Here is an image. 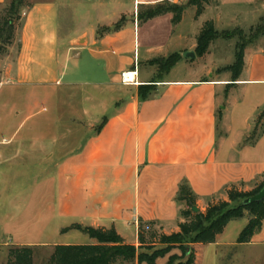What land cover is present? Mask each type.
Wrapping results in <instances>:
<instances>
[{
  "label": "crops",
  "instance_id": "crops-1",
  "mask_svg": "<svg viewBox=\"0 0 264 264\" xmlns=\"http://www.w3.org/2000/svg\"><path fill=\"white\" fill-rule=\"evenodd\" d=\"M157 1L133 0L131 10L112 2L108 13L99 11L98 0L88 1L92 12L66 0L27 1L13 67L0 73L1 249L51 243L43 233L17 236L13 231L24 222L46 228L59 221L54 233L73 223L114 227L124 239L132 227L129 243L135 245L139 219L154 220L166 232L159 222L164 219L156 218L140 193L142 169L145 187L152 173H158L160 182L173 178L176 192L186 179L201 210L208 200H226L230 187L248 191L264 176V125L254 142L245 141L264 108V50L259 43L244 49V65L235 81L227 80L224 71L211 76L208 69L188 67L189 77L170 78L175 65L155 83L153 97L139 99L138 85L151 80L139 63L196 47L193 40L187 48L168 50L185 9L176 25L171 13L138 21L136 8ZM211 1L215 9L207 5L198 17L206 9L215 11L219 31L243 30L216 27L223 20V6L243 5L253 20L248 29L264 16V0ZM77 13L92 15L93 22L77 25ZM119 18L122 26L114 30ZM202 74L206 77L200 78ZM244 104L249 110L238 121L235 110ZM180 221L179 215L169 232L177 231ZM226 226L210 244L253 251L250 263L235 255L231 264H261L264 219L246 243L221 242ZM71 230L76 229L66 232ZM93 242L89 237L84 243ZM210 244L195 245L194 264H200V248Z\"/></svg>",
  "mask_w": 264,
  "mask_h": 264
},
{
  "label": "trees",
  "instance_id": "trees-1",
  "mask_svg": "<svg viewBox=\"0 0 264 264\" xmlns=\"http://www.w3.org/2000/svg\"><path fill=\"white\" fill-rule=\"evenodd\" d=\"M210 2L211 0H187L185 3H178L171 0H161L153 4H140L137 11V19L140 23H143L156 16L171 13V23L176 25L180 22L183 11L187 6H194L196 9L195 15L199 16L204 11L205 5ZM27 6H30L27 0H10L8 2L5 8L6 16L9 18L6 23L8 24V34L6 36L8 40L12 37L13 31L11 16L14 13L19 14L20 9ZM122 22L123 18L117 21L113 25L114 30L119 29L122 26ZM100 30H98V34L102 33ZM240 30L242 29L219 31L215 28L213 21H206L196 37L195 54L197 56L204 55L208 51L210 44L218 36L231 37L235 34L239 36L241 35ZM249 30L255 31L256 36H264V16ZM248 44L246 40L244 42L239 41L235 51L234 62L227 66L226 69L219 70L220 72L229 71L231 73V81H235L242 71L244 49ZM179 60V53L158 56L149 60L150 63L156 66V75L148 83L138 85L137 94L139 99L147 100L153 97L157 93V85L155 83L161 81L163 76ZM103 122L97 129L102 127ZM263 125L264 108L259 111L253 129L245 141L254 142ZM263 186L264 176L260 182L255 183L248 191L238 190L232 186L226 190V200H208L204 210L198 208L194 212L191 208L192 206H197L198 196L192 191L188 181L182 179L174 198L177 202L185 204V207L179 211L182 221L178 223L177 231L170 233L159 232L153 229L156 225L154 220L139 219L137 227L138 245H135L125 242L124 238L114 227L102 228L73 223L64 227L61 232L76 229L94 239V242L56 244L51 253L49 264H120L124 262L156 264L158 259L165 257L166 261L164 264H194L196 257L195 245L214 243L217 235L223 231L231 220L248 216L247 223L237 236V243L249 242L252 236L261 229L264 219V199L249 204H243V200L256 194ZM145 226L149 227V231L144 230ZM33 255L32 246L12 245L7 248L5 264H33Z\"/></svg>",
  "mask_w": 264,
  "mask_h": 264
},
{
  "label": "rangeland",
  "instance_id": "rangeland-1",
  "mask_svg": "<svg viewBox=\"0 0 264 264\" xmlns=\"http://www.w3.org/2000/svg\"><path fill=\"white\" fill-rule=\"evenodd\" d=\"M10 0H5L0 3V73L2 70L7 68L13 67L14 62V56L17 49V39H18V29L21 24V11L20 9L19 14L14 13L10 20L12 21L13 31H12V37L8 40L6 38L8 31V24L7 21H9L6 16V6ZM28 1V0H27ZM70 6H76L79 8H89L92 12V8L88 3L89 0H84L80 3L78 0H66ZM95 0H91L93 2ZM97 1V0H96ZM25 2V1H24ZM112 0H98L99 5V11L108 13L110 12V8L113 4L120 6L122 4L124 9L131 10L133 6V0H117L114 1L112 4ZM158 2V1H157ZM89 4V5H88ZM211 7L214 6V1H211L209 4ZM205 5V7L207 6ZM76 7V8H77ZM224 7V8H223ZM221 8V11H223V20L221 22H215L216 27L218 29H224V28H233V27H240L243 28L241 31V35L238 36V34H235L231 37H224V36H218L213 42L210 44L208 51L202 55L197 56L195 54L194 58L184 57L183 54H180V60L176 64V66L170 71L169 77L170 78H186L189 77L191 74L188 71L187 67L189 69L193 68H203L210 70L211 76L218 74L216 72H220L219 70L226 69L227 66L232 64L235 60V51L237 49V43L239 41H247L249 43L248 45L253 44H260L259 47L264 50V36L257 34L255 31H250L247 27L253 22L252 18L248 15V10L243 6H223ZM139 8V6H138ZM138 8H136V11H138ZM60 10V25L64 27L65 25V10L61 8ZM116 9V8H115ZM215 9V8H214ZM195 7L194 6H188L185 8L184 11V17L183 21L179 26H177L175 33L173 35V39L170 42L169 45V52L173 51H179L181 48L188 47L189 44L194 40L196 42V35L199 32V28H201L206 21H215V11H212L211 9H206L205 13L198 17L195 15ZM230 11H233L232 13ZM225 12V14H224ZM229 12V13H226ZM134 11V16H135ZM226 15V17H225ZM92 15L87 14H75V21L78 22L77 25L80 24H88L93 22L91 20ZM73 18V16H70ZM6 21V22H5ZM120 21V18L117 19L115 22ZM259 22V21H258ZM257 22V23H258ZM196 34V35H195ZM178 35H182L183 38L179 39L177 38ZM244 37L242 39V37ZM249 39V40H248ZM173 50V51H172ZM186 51H194V49L187 50ZM157 57V56H156ZM155 57V58H156ZM139 70L142 72L149 73L148 76H145L147 79H153L156 75V66L155 64H152L147 61H142L138 64ZM153 70V71H152ZM223 72V71H222ZM221 74L227 75L225 78L228 80L231 79V73L229 71H224ZM219 74V75H221ZM206 77L204 74L201 75L200 78ZM249 100H247L245 103L248 106ZM245 104L244 106L240 105L236 108V116L237 120H241V116L246 114L249 110V107H247ZM259 113V112H258ZM255 114V113H254ZM258 115V114H257ZM254 118V122L256 120V117ZM145 170L142 169L140 173V185H141V192L142 196H144L146 202L145 206L147 208H152L155 211L156 218L158 217L161 224H163V227L166 229V232L162 229V226L160 227L158 224H156L153 229L156 231H162L165 233H170L169 228L173 227L175 223L177 222V219L179 217V210L181 209V203L177 202L174 198L176 196V186H175V180L171 177H167L164 182H160L158 173H152L150 175L151 181L147 184L148 187H145ZM263 179V177H258L256 180V183L260 182ZM144 185V187H143ZM254 185V184H253ZM205 198V197H204ZM207 200V198H205ZM202 206V204H200ZM185 207V204L184 206ZM245 217H242L240 219L231 220L227 228L225 229L224 234L220 238L221 242L225 243H231L235 242L238 236L239 230H241L247 221H245ZM59 221H54L52 223H49V226L46 228H42L39 224H32V227L30 226L31 223L24 222V223H17V228L14 229V233L17 236H37L40 233H43L46 238H48V241L51 242L50 244L46 243H37L32 246L34 255H33V264H49L51 253L53 252L54 246L52 243H84L89 241V236L81 231L78 230H71L69 232H61V230L64 228H61L60 231H55L53 226L59 225ZM158 222V220H157ZM129 230L126 231L127 237L124 239L125 242L129 243L133 239V233H132V227L128 228ZM149 227L145 226L144 230H148ZM35 239V238H34ZM39 241V240H38ZM199 262L200 264H214L215 260L219 261L218 264H231V257L235 255H242L244 260L248 263L252 261V258L250 254H253V251L245 250V248H240L237 250H234L233 246H217L216 244H210L207 246H203L199 250ZM6 255H7V249H1L0 248V264H5L6 262ZM166 261V257L163 259H158L156 264H163ZM120 264H136L130 263V262H124ZM237 264H240L237 262ZM252 264H260V263H252ZM261 264H264V260H262Z\"/></svg>",
  "mask_w": 264,
  "mask_h": 264
},
{
  "label": "water",
  "instance_id": "water-1",
  "mask_svg": "<svg viewBox=\"0 0 264 264\" xmlns=\"http://www.w3.org/2000/svg\"><path fill=\"white\" fill-rule=\"evenodd\" d=\"M184 57L194 58L195 52L194 51H185L183 53ZM264 199V186L254 195L246 198L243 200V204H249L257 201H261ZM192 211L196 212L198 210L197 206H192Z\"/></svg>",
  "mask_w": 264,
  "mask_h": 264
},
{
  "label": "built area",
  "instance_id": "built-area-1",
  "mask_svg": "<svg viewBox=\"0 0 264 264\" xmlns=\"http://www.w3.org/2000/svg\"><path fill=\"white\" fill-rule=\"evenodd\" d=\"M122 81H123V82H128V81H126V79H125L124 77H122Z\"/></svg>",
  "mask_w": 264,
  "mask_h": 264
}]
</instances>
